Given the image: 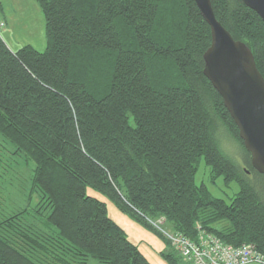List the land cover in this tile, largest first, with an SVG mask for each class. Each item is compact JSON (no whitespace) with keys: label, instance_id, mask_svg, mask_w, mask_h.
<instances>
[{"label":"trees","instance_id":"16d2710c","mask_svg":"<svg viewBox=\"0 0 264 264\" xmlns=\"http://www.w3.org/2000/svg\"><path fill=\"white\" fill-rule=\"evenodd\" d=\"M37 2L44 52H12L0 37V137L34 165L35 212L50 211L47 230L25 221L27 209L0 216V264H149L87 185L147 223L192 241L198 225L264 256V174L203 75L211 34L194 0ZM210 3L264 78L259 16L241 0ZM201 159L239 183L229 202L194 184Z\"/></svg>","mask_w":264,"mask_h":264},{"label":"rangeland","instance_id":"374dc122","mask_svg":"<svg viewBox=\"0 0 264 264\" xmlns=\"http://www.w3.org/2000/svg\"><path fill=\"white\" fill-rule=\"evenodd\" d=\"M0 20L4 23L0 37L10 51L15 52L24 46L41 53L46 50L45 19L37 0H0ZM223 148L229 155L237 156L235 143L224 142ZM0 157V216L27 209L25 221L47 230L45 217L49 208H40V214L35 212L40 203V194L31 184L34 165L13 154V148L1 137ZM255 178L251 176L250 180ZM194 184L204 186L212 198L226 202L240 188L234 180L225 182L222 176L213 177L204 159L197 162ZM85 193L104 203L108 217L119 226L149 264H183L181 256L166 237L172 231L168 223L163 224L162 219L159 223L149 220L147 223L127 210L115 197L92 186L87 185ZM90 264H96L95 260H90Z\"/></svg>","mask_w":264,"mask_h":264},{"label":"water","instance_id":"95a60500","mask_svg":"<svg viewBox=\"0 0 264 264\" xmlns=\"http://www.w3.org/2000/svg\"><path fill=\"white\" fill-rule=\"evenodd\" d=\"M264 25V0H241ZM208 24L211 42L203 55V75L223 100L252 168L264 174V78L250 49L235 41L216 20L210 0H194Z\"/></svg>","mask_w":264,"mask_h":264},{"label":"built area","instance_id":"2783aa9c","mask_svg":"<svg viewBox=\"0 0 264 264\" xmlns=\"http://www.w3.org/2000/svg\"><path fill=\"white\" fill-rule=\"evenodd\" d=\"M3 26L0 21V30ZM196 230L194 241L174 230L166 235L183 264H264V256L251 245L235 247L223 243L198 225Z\"/></svg>","mask_w":264,"mask_h":264},{"label":"crops","instance_id":"0c3cea01","mask_svg":"<svg viewBox=\"0 0 264 264\" xmlns=\"http://www.w3.org/2000/svg\"><path fill=\"white\" fill-rule=\"evenodd\" d=\"M1 21V20H0ZM251 264H255V263H251Z\"/></svg>","mask_w":264,"mask_h":264}]
</instances>
